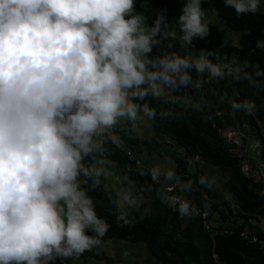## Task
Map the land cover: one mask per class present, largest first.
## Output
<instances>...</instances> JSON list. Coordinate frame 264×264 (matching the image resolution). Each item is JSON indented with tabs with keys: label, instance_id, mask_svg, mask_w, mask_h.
Instances as JSON below:
<instances>
[{
	"label": "clouds",
	"instance_id": "clouds-1",
	"mask_svg": "<svg viewBox=\"0 0 264 264\" xmlns=\"http://www.w3.org/2000/svg\"><path fill=\"white\" fill-rule=\"evenodd\" d=\"M223 3L238 17L259 9V0ZM203 4L185 0L174 22L182 45L209 34L208 18L217 9ZM167 24L161 13L150 26L135 11V0H0V264H54L100 245L110 224L95 210L89 181L95 189L111 173L89 161L100 150L99 138L119 122L135 127L145 117L173 115L150 107L148 97L160 101L213 80L262 87L258 64L238 57L215 63L210 57L216 54L205 49L186 56L168 51ZM168 35L175 39L177 33ZM255 47L264 49V40ZM219 99L223 103L228 96ZM230 107L249 115L258 110L251 99L230 101ZM148 174L173 188L157 190V196L181 218L202 214L189 199L192 180L162 163ZM198 183L211 188L214 181L201 176ZM104 188L125 210L121 218L142 205L134 182ZM209 212L205 202L203 214Z\"/></svg>",
	"mask_w": 264,
	"mask_h": 264
},
{
	"label": "trees",
	"instance_id": "trees-1",
	"mask_svg": "<svg viewBox=\"0 0 264 264\" xmlns=\"http://www.w3.org/2000/svg\"><path fill=\"white\" fill-rule=\"evenodd\" d=\"M184 2L185 0H135V11L142 13L150 26L157 18L152 10L162 11L168 23L163 30L164 44L168 51L186 56L194 55L200 49L210 50L216 54L210 57L215 63L231 61L232 58L238 57L241 63L247 60L258 64L264 71V49L255 47L257 40H264V13L258 10L254 14L238 17L234 9L224 6L223 0H204L202 6L217 9L215 17H218L227 29L241 33L239 45H225L219 31L213 26H209L207 37H197L192 45H182L178 25L174 22ZM172 31L177 33L175 39L168 35ZM156 52L157 49L154 48L153 53ZM216 56H219L220 60H216ZM192 75L196 77L195 72ZM260 82L262 87L253 89L248 87L246 81L225 80L221 86L213 80L199 90H178L168 101H157L148 97L146 102L158 112H173L172 116L163 119L157 116L154 121H149L146 118L153 132L170 139L184 152L162 144L155 138L141 139L134 132L132 123L128 121L126 127L118 123L111 130L112 133L103 136L95 160L89 163L92 166L100 153L113 161L121 172L135 183L139 193L148 202L149 211L146 216L142 215L146 207V202H142L141 212L131 210L121 218L123 211L117 206L115 193L106 192L100 185L92 189L89 181V195L94 199L95 210L98 216L110 224L109 231L101 240L117 239L132 244L145 243L151 257L158 264H264V250H261L259 245L240 238V233L246 231L264 239V231L251 223L253 219L264 218V182L254 180L244 171L242 158L235 155L232 145L220 136V131L224 128L223 121L230 112L260 133L259 125L264 126V78H260ZM224 94H227L228 101L222 103L219 97ZM175 97L182 99L177 102ZM201 97L202 104L199 103ZM245 99L256 102L258 110L254 115L230 107V101L239 103ZM184 100L188 103L185 104ZM114 137L120 144L116 143ZM128 149L137 154L146 152L171 159L175 163L176 173L182 179L194 182L195 190L189 195V199L202 208L205 202H209V213L211 216L220 217L222 222L228 221L224 208L229 210V207L219 200L210 188L198 183L200 177L197 172L190 170V160L198 157L213 166L228 170L230 178L227 189L241 209V213L235 214L234 217L242 218L244 222L226 228L224 232L228 234L212 235V231L203 228L200 220L181 218L176 210L166 206L157 196V190L166 191L164 185L171 186L166 185L163 178L160 183L153 182L148 174L149 169L138 166L129 159ZM147 185H152L150 191H144ZM200 191H203L207 198ZM89 255L104 260L107 264H117L105 256L93 253ZM56 262L71 264V258L57 259Z\"/></svg>",
	"mask_w": 264,
	"mask_h": 264
},
{
	"label": "rangeland",
	"instance_id": "rangeland-1",
	"mask_svg": "<svg viewBox=\"0 0 264 264\" xmlns=\"http://www.w3.org/2000/svg\"><path fill=\"white\" fill-rule=\"evenodd\" d=\"M258 10L264 13V0H259ZM152 12L156 14V16L162 13V11L159 9H153ZM208 22L209 26H213L219 31L222 41L225 45L234 47H237L239 45L241 33L233 32L227 29L218 17H209ZM217 82L221 86L224 85V81ZM171 99V95H166L161 100L168 101ZM126 122L127 121H121L119 122V124L122 127H126ZM223 122L224 128L222 131H220V136L227 143L232 145V152L238 157L242 158L244 171L249 176L253 177L254 180L264 182V126L262 124L259 125L260 133H258L256 128L250 127L241 119L239 120V118H236L232 112H230L229 115L226 116ZM126 130H128V128H126ZM133 130L141 139L155 138L162 144H165L172 148H176L178 151L184 152L181 147H177L175 143L170 139L155 134L151 126L148 124L146 117L142 120H138L135 124V127H133ZM108 133H112V131H109ZM101 138L99 139L101 140ZM115 141L116 143L120 144V141L118 139L115 138ZM138 156L147 169H150L152 165L156 163H162L165 166H172L175 169V163L168 157L159 156L157 154L150 155L146 152L139 153ZM190 163L191 171L197 172L199 177L204 176L214 181L213 186L210 189L216 194L219 200L223 201L229 207V210L224 208V212L227 215L228 221L222 222L221 218L217 217L216 215L212 217V235H215L217 233L219 234L220 232L225 231L226 228H229L231 226H238L242 224L244 222V219L234 217L235 214L241 213L239 204L231 196L227 189L230 172L220 167L213 166L212 164L207 163L206 161L198 157L191 158ZM92 167L96 169H103L105 173H111V176H102L100 178L99 185L102 188H104L105 185H107L109 189L126 187L130 181L129 178H127L115 165V163L107 159L102 153L99 154ZM135 191L139 193L137 187L135 188ZM200 193H202L207 198L203 191H200ZM142 202H146L145 211L142 213L143 216H146L149 211V204L144 199V197ZM223 207H225V205ZM120 211L125 210L120 209ZM133 211L141 212L140 207L134 209ZM251 223L258 226L264 231V218L259 217L258 219H253ZM89 253L108 257L110 259H113L117 264H134L135 262H138L139 264H158L151 257L145 243L132 244L117 239H109L107 241L101 240L100 245L94 247L91 251H86L79 257H72L71 264H107L104 260H99L96 257H91ZM54 264L64 263L55 261Z\"/></svg>",
	"mask_w": 264,
	"mask_h": 264
},
{
	"label": "built area",
	"instance_id": "built-area-1",
	"mask_svg": "<svg viewBox=\"0 0 264 264\" xmlns=\"http://www.w3.org/2000/svg\"><path fill=\"white\" fill-rule=\"evenodd\" d=\"M127 155L129 157L130 160H132L133 162H135L138 166L141 167H145L144 163L142 162V160L139 158L138 154L135 153L134 151L128 149L127 150ZM165 190L166 191H173L172 187L169 186H165ZM196 206H198L197 204H195ZM200 207V206H198ZM202 208V207H201ZM213 216H211L210 213L208 214H203V208H202V214L200 216L195 217L194 219H198L202 222V226L206 231H212L213 230V225L211 223V219ZM224 234H228L227 232H221ZM240 238H242L244 241H247L251 244H257L259 245V247L261 248V250H264V239H259L257 236H254L253 234L249 233V232H242L240 233Z\"/></svg>",
	"mask_w": 264,
	"mask_h": 264
},
{
	"label": "crops",
	"instance_id": "crops-1",
	"mask_svg": "<svg viewBox=\"0 0 264 264\" xmlns=\"http://www.w3.org/2000/svg\"><path fill=\"white\" fill-rule=\"evenodd\" d=\"M221 233V232H220Z\"/></svg>",
	"mask_w": 264,
	"mask_h": 264
}]
</instances>
